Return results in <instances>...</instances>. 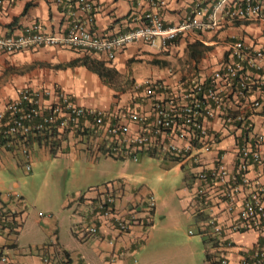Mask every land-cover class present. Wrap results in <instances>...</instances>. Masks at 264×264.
<instances>
[{"label":"built area","instance_id":"obj_1","mask_svg":"<svg viewBox=\"0 0 264 264\" xmlns=\"http://www.w3.org/2000/svg\"><path fill=\"white\" fill-rule=\"evenodd\" d=\"M82 1L83 9L90 6L86 0ZM136 1L140 4L143 0ZM150 1L156 11L147 14L141 25L129 31L110 37L93 34L92 18L87 21L75 18L64 34L49 33L38 23L21 35L0 36V52L15 53L39 46L65 45L104 52L114 58L118 49L142 39L152 46L166 47L179 35L195 28H217L220 25L219 11L229 2L218 0L207 20L199 17L205 10L200 8L196 15L165 25L158 16L164 0ZM227 14L231 19L260 18L264 15V0H244ZM230 50V58L221 63L209 83L191 75L178 92H173L164 82L153 79L142 82L137 87L145 86L144 94L152 106L148 112L134 108L137 97L133 96L123 107L129 123L123 120L112 122L111 113L78 104L61 87L35 89L26 86L0 110V152L14 158L16 154H23L26 167L31 170L34 149L31 139L49 133L74 138L80 129L79 118L89 116L93 122L89 124L87 118L86 126L93 129L91 136L99 135L104 139L102 145L105 149L101 146L96 157L113 146L110 153L115 158L138 160L144 153L159 152L175 158L181 167L190 168L196 182L197 199L208 213L207 219L199 225V233L204 237L215 240L216 245L224 248L233 246L232 240L227 238L228 232L258 230L264 237V186L250 188L249 175L251 163L262 161L260 149L264 133L257 132L255 112L264 104L250 93L255 73L264 72V46H252L244 39H237L231 43ZM217 120L222 122V127L215 125ZM130 123L137 124L138 128H132ZM237 127L242 129L243 139L239 160L231 168L229 149L219 147L225 134ZM115 142L116 146L113 145ZM212 148L219 149L212 164L207 166L203 154ZM126 190L124 183L108 181L75 197L78 205L90 214L89 220L78 221L77 236L85 240L96 237L102 233V227L108 226H112L116 237L130 232L136 225L150 227L156 208L155 197L148 193L136 197L130 206H123L120 200ZM3 194L2 197L0 192V238L14 241L23 227L24 200L18 191L12 189ZM12 199L19 203V208L10 205ZM190 233L193 234V230ZM115 240L113 237L110 242ZM217 257V264L229 263L225 255ZM249 257L250 264H264V241ZM43 262L60 264L61 261L54 256H44ZM0 264H16L2 243Z\"/></svg>","mask_w":264,"mask_h":264},{"label":"crops","instance_id":"obj_2","mask_svg":"<svg viewBox=\"0 0 264 264\" xmlns=\"http://www.w3.org/2000/svg\"><path fill=\"white\" fill-rule=\"evenodd\" d=\"M86 1L90 6L83 9L82 0H1L0 36L21 35L38 23L49 33L64 34L68 32L75 18L82 21L92 18L90 27L93 34L110 37L141 25L146 20L147 14L156 11L150 0H143L140 4L136 0ZM217 1L164 0L158 10V16L165 25L176 24L189 16L198 14L196 12L204 8L205 10L201 11L203 13L199 17L202 16L207 20L214 11ZM243 1L229 0L228 4L219 11L220 25L217 28L211 30L195 28L179 35L166 47L152 46L143 39L138 40L118 49L114 58H109L104 52L65 45L39 46L15 53L0 52V110L9 100L18 96L26 86L35 89L58 86L69 92L78 104L108 111L112 114V122L123 120L129 123V120L124 117L126 111L123 107L133 96L137 97L134 108L148 112L152 106V102L144 94L145 86L137 87L145 80L153 79L164 82L170 86V90L178 92L184 81L191 75L209 83L221 63L230 58V45L233 41L244 39L249 45L264 46V15L256 19H231L227 14V11ZM86 62L100 68L106 72V75L102 77L97 71L88 67ZM252 80L254 82L251 83L250 95L263 100L264 104V72L255 73ZM238 104L241 106L242 102ZM255 113L257 132L264 133V105ZM130 125L132 128H138L137 124L130 123ZM215 125L223 126L220 120L215 121ZM241 130L237 127L226 133L219 147L229 149L228 159L231 168L239 160V148L243 139ZM90 137L92 139L90 142L79 143L76 140L75 146H73L72 139H64L61 148L65 149L67 146L69 149L81 150L83 147L96 158V151L101 148L104 139L99 135L97 137L90 135ZM46 138L47 135L31 139L34 151L38 145L40 152H49V146L45 144L48 142ZM219 148H212L210 152L203 154L207 166L212 164ZM260 151L262 161L251 163L250 188H255L256 185L264 186V142ZM13 159V156L0 152V167L7 166ZM171 159L177 161L174 158ZM189 174L193 175L191 172ZM187 179L193 189V195L189 197L190 205L198 202L203 207L200 208L201 211L196 209L197 206L192 210V215L198 218L199 226L207 219L208 213L200 199H197L194 176L192 179L190 177ZM19 185L18 181L6 184L0 178L2 197L5 190L18 191ZM79 194L73 196L74 200L71 203L74 213L79 216L74 222L75 230L78 221L84 218L90 219V214L75 201V197ZM136 197L139 196L127 189L120 200V205L130 206L135 202ZM10 205L19 208V203L13 199ZM26 213L27 211L24 212L22 230L13 239L14 241L0 238V243L5 245L11 259L16 264H44V256H54L61 261L60 264H131L136 261L137 253L142 248L141 245L151 234V228L149 230L147 226L136 225L130 232L116 237L117 233L112 230V226H108V228L102 227V233L98 236L86 240L79 238L75 232L80 240H78L79 247H72L58 240L55 245H30L31 250L24 252L19 247V242L26 222ZM227 236L232 240L233 246L220 247L216 245L215 240H211L206 249L212 255H216V260H218L217 255H225L229 260L228 264H250L249 256L264 241L262 233L258 230L228 232ZM113 237L116 240L110 242ZM65 253L67 255L64 260Z\"/></svg>","mask_w":264,"mask_h":264},{"label":"rangeland","instance_id":"obj_3","mask_svg":"<svg viewBox=\"0 0 264 264\" xmlns=\"http://www.w3.org/2000/svg\"><path fill=\"white\" fill-rule=\"evenodd\" d=\"M69 140L76 145L74 138ZM189 173L187 167H180L163 153L123 160L106 155L95 158L80 149L42 153L38 145L33 149L31 170L20 153L0 167V178L6 184L18 181V192L24 197L27 213L19 242L24 252L31 250L30 245H55L58 240L79 247L74 227L79 216L71 203L73 196L92 186L119 181L138 196L152 193L156 212L149 227L151 234L131 264H206L204 237L199 233L198 218L192 215L193 207L198 211L203 207L198 202L190 205L193 189Z\"/></svg>","mask_w":264,"mask_h":264},{"label":"trees","instance_id":"obj_4","mask_svg":"<svg viewBox=\"0 0 264 264\" xmlns=\"http://www.w3.org/2000/svg\"><path fill=\"white\" fill-rule=\"evenodd\" d=\"M87 66L90 67L91 69L97 71L102 77L106 75V72H104L103 70H101L100 68H96L94 67L92 64H90L89 62H86ZM109 71V70H108ZM110 75V74H109ZM111 75H113V72H111ZM87 118L89 119V124L92 125V118L89 117V116H86V117H81L79 118V124H80V129L78 128V131H76V134H75V137H74V140H78L79 142L81 141V143H85V142H90L92 141V139L90 138V135L93 133V129L91 128V126H86V120ZM88 122V121H87ZM58 135V133H49L47 134V141L45 144H47L49 146V153H53V154H57L59 151H62V150H68L70 151L69 148H67V146L65 147V149L61 148V143L64 139L66 140H69L68 136L67 135H64L62 137H60ZM82 137V138H80ZM89 145V144H88ZM114 146L117 145V142H115L113 144ZM113 146H111L110 148H108L107 150H103V153L102 155H106L107 157H111V158H114V159H119V158H115L114 155L112 153H110V150L111 152H113ZM102 148H104V145H102ZM85 148L82 147L81 150H84ZM87 149V147H86ZM107 151L108 153L110 154H107ZM149 154L151 155H154V154H158V153H154V152H149ZM175 159V158H174ZM112 182V181H111ZM212 239L210 238H206L204 237V243L207 247V244L209 242H211ZM66 253L65 255H63V258L64 260L66 259ZM216 255H212L208 249H206V262L207 264H217L218 260H216ZM68 261V260H67Z\"/></svg>","mask_w":264,"mask_h":264}]
</instances>
